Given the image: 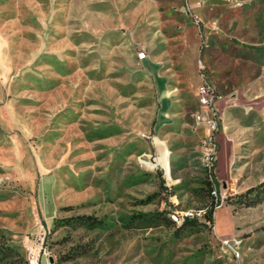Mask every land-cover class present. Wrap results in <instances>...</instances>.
Here are the masks:
<instances>
[{"label": "rangeland", "instance_id": "1", "mask_svg": "<svg viewBox=\"0 0 264 264\" xmlns=\"http://www.w3.org/2000/svg\"><path fill=\"white\" fill-rule=\"evenodd\" d=\"M198 56L220 96L212 172ZM31 249L264 264V0H0V264Z\"/></svg>", "mask_w": 264, "mask_h": 264}, {"label": "built area", "instance_id": "2", "mask_svg": "<svg viewBox=\"0 0 264 264\" xmlns=\"http://www.w3.org/2000/svg\"><path fill=\"white\" fill-rule=\"evenodd\" d=\"M146 52H139V58H145ZM198 71L201 77V83L198 87V96L200 98V102H204V109H201L197 115V120L199 123H202L207 133L201 139L202 149H205L209 152V171L212 172L214 167V162L218 154V143H217V134L220 130V123L218 119L217 107L216 103L219 99V94L216 86L209 79L206 72V64L203 59H198ZM194 216L193 213L187 214V216H182L181 220H186L188 218H192ZM177 220V218H176ZM224 244L229 248L232 254L235 257L240 256V252L238 249L230 244L229 240H225ZM32 256L36 258L37 264L40 261V253H36L31 249ZM43 254H49L47 251H44Z\"/></svg>", "mask_w": 264, "mask_h": 264}, {"label": "crops", "instance_id": "3", "mask_svg": "<svg viewBox=\"0 0 264 264\" xmlns=\"http://www.w3.org/2000/svg\"><path fill=\"white\" fill-rule=\"evenodd\" d=\"M207 1H211V0H207ZM157 36H158L157 37L158 39L162 38V37H160L161 36L160 34L157 35ZM164 40H165V38H164ZM176 40H177L178 46H180L182 44V42H183L182 41L183 40V36L181 34H179L176 37ZM197 55H200V51L195 50L194 56L196 57ZM147 57H148V52L146 51L145 59ZM188 58H189L188 55H186V60H188ZM198 59H199V56H198ZM194 72H195L194 80L199 82V84H198V87H199V85L201 83V77H200V74H199V71H198V61L196 63V69H195ZM198 87H197V90H196L197 98H198ZM202 132H204V129L202 130ZM57 209H58V206L56 204H54L52 201H51V203L47 202V204L44 205L42 216H43V219L45 220V222L47 224H50L51 221L54 219V217L56 216ZM39 264H71V263H69V262H59L57 260V258L55 256L51 255V254H41Z\"/></svg>", "mask_w": 264, "mask_h": 264}, {"label": "trees", "instance_id": "4", "mask_svg": "<svg viewBox=\"0 0 264 264\" xmlns=\"http://www.w3.org/2000/svg\"><path fill=\"white\" fill-rule=\"evenodd\" d=\"M202 55V54H201ZM253 190V188H251V189H249V191H252ZM214 205H212V207H211V210L209 211V213H208V216H209V218H211L212 219V216H213V213H214ZM183 216H185V215H183ZM188 221H187V219L186 220H183L182 221V223L181 224H186ZM7 248H9V250L11 251V250H13L11 247H7ZM19 254V253H18ZM67 259H63V261H60V262H64V261H66Z\"/></svg>", "mask_w": 264, "mask_h": 264}, {"label": "bare ground", "instance_id": "5", "mask_svg": "<svg viewBox=\"0 0 264 264\" xmlns=\"http://www.w3.org/2000/svg\"><path fill=\"white\" fill-rule=\"evenodd\" d=\"M204 103V102H203ZM37 262V261H36Z\"/></svg>", "mask_w": 264, "mask_h": 264}]
</instances>
